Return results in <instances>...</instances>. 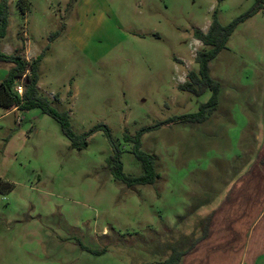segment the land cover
Instances as JSON below:
<instances>
[{
	"label": "rangeland",
	"instance_id": "1",
	"mask_svg": "<svg viewBox=\"0 0 264 264\" xmlns=\"http://www.w3.org/2000/svg\"><path fill=\"white\" fill-rule=\"evenodd\" d=\"M26 2L22 15L8 1L0 50L26 60L43 52L39 92L69 112L74 133L102 124L110 140L93 131L75 150L42 111L0 108V264H163L203 234L264 152V14L240 22L210 62L216 109L202 124L144 133L141 150L155 157L158 178L127 187L107 164L116 149L124 174H142L124 136L210 98L179 89L203 48L193 30L205 32L214 14L226 26L254 0ZM11 66L0 62V82Z\"/></svg>",
	"mask_w": 264,
	"mask_h": 264
},
{
	"label": "trees",
	"instance_id": "2",
	"mask_svg": "<svg viewBox=\"0 0 264 264\" xmlns=\"http://www.w3.org/2000/svg\"><path fill=\"white\" fill-rule=\"evenodd\" d=\"M9 0H0V40L5 37L8 26V8ZM76 1V0H72ZM224 0H216L220 3ZM255 4L250 11L240 16L228 25L222 26L214 14L206 32L199 29L193 30V38L201 43L203 48L195 55L194 62L197 71H190L186 80L179 85L181 91L188 92L192 95L199 96L206 90L211 95L206 103L199 105V110L195 113L174 116L163 122H158L155 126L146 127L138 130L133 137L124 136L126 141L133 145L131 153L140 162L142 174L139 176L126 175L122 171V163L119 159V152L114 149V155L107 159L110 173L113 178L120 181L127 187L152 185L158 178L155 170V157L141 150V137L144 133L159 128L170 123H201L216 109L218 102L219 84L210 76V62L226 48L227 41L234 31L235 27L244 19L255 15L264 9V0H254ZM26 0H17V8L20 14L25 15L28 12ZM43 57V52L32 60H26L19 52L5 54L0 50V62L8 63L10 67L7 77L0 82V108L10 110L28 111L38 109L43 114L53 118L60 126V130L65 138L69 141L70 146L75 150H82L87 147V138L93 131L102 130L105 136L110 140V132L107 126L98 125L90 129L87 133L76 134L70 124L69 112L60 108L54 102L39 92L37 87L40 79L39 62ZM23 78L22 94L14 91V86L19 79ZM205 235V232H203ZM183 252L174 250L163 264H179Z\"/></svg>",
	"mask_w": 264,
	"mask_h": 264
},
{
	"label": "crops",
	"instance_id": "3",
	"mask_svg": "<svg viewBox=\"0 0 264 264\" xmlns=\"http://www.w3.org/2000/svg\"><path fill=\"white\" fill-rule=\"evenodd\" d=\"M260 13L264 9L254 16ZM261 100L264 113V95ZM203 232L186 249L175 248L183 252L179 264H264V152L258 160L253 156L251 166L213 210Z\"/></svg>",
	"mask_w": 264,
	"mask_h": 264
},
{
	"label": "built area",
	"instance_id": "4",
	"mask_svg": "<svg viewBox=\"0 0 264 264\" xmlns=\"http://www.w3.org/2000/svg\"><path fill=\"white\" fill-rule=\"evenodd\" d=\"M14 91L17 93V94H22V86L21 85H16L14 86Z\"/></svg>",
	"mask_w": 264,
	"mask_h": 264
}]
</instances>
